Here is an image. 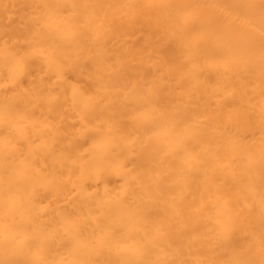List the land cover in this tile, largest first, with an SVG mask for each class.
<instances>
[{
	"label": "bare ground",
	"instance_id": "6f19581e",
	"mask_svg": "<svg viewBox=\"0 0 264 264\" xmlns=\"http://www.w3.org/2000/svg\"><path fill=\"white\" fill-rule=\"evenodd\" d=\"M0 264H264V0H0Z\"/></svg>",
	"mask_w": 264,
	"mask_h": 264
}]
</instances>
